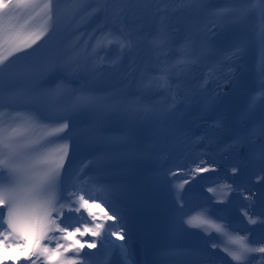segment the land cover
I'll return each mask as SVG.
<instances>
[{"label": "snow or ice", "instance_id": "1", "mask_svg": "<svg viewBox=\"0 0 264 264\" xmlns=\"http://www.w3.org/2000/svg\"><path fill=\"white\" fill-rule=\"evenodd\" d=\"M35 0H0V116L5 112H12V119H0V248L24 252L15 261H0V264H25L33 256L43 257L46 264H86V261L75 258H65L69 251L79 253L82 249L97 248V240L91 243L81 242L79 237L89 234L98 237L101 248L118 250L123 258L122 264H130L127 260L128 247L126 243L116 244L111 237L124 241L128 236V220L122 209L117 207L116 201L123 191L119 182L125 167L133 161L142 159L149 152L146 143L149 139H158L162 135H175L179 131L175 127L177 97L182 88L178 83L175 88L168 83L170 73L177 68L182 75H186L197 65H204L214 58L210 71H215L218 65L225 60L234 63L247 51L249 47H256L264 63V0H225V6L213 7L210 0H173L177 5L173 12L186 14H203L206 23L200 28V42L198 48L189 53L192 46V33L189 30L185 36V44L181 47V59L171 68L160 69L161 75L153 77L148 84L142 85L138 91L140 96L133 98L134 93L124 89L104 90L98 86L102 69L97 64L81 62L74 55L75 46H69L56 57L45 60L39 68L31 67L11 70L12 61L9 56L23 52L30 48L37 40L50 31L45 28L37 33H29L21 40L14 34V28L9 22L5 25V17L14 5L34 3ZM59 3V0H56ZM113 2L121 6L112 11V16L118 20L121 27L110 30L107 35L111 37L110 44H118L122 50L131 53L139 46L141 41H147L159 55H166L163 51L173 44L175 29L171 24L163 25L156 32H146L143 27H130L126 12L133 5H144L143 16L156 17L161 10L150 11L148 0H97V7L93 8L91 0H65L66 16L69 24L80 18L86 21L96 12H107ZM46 15L53 20V0L44 4ZM81 13L85 15L81 16ZM255 17V22L248 27V21ZM9 21L11 18H8ZM57 19L59 17L57 16ZM140 17H137L139 20ZM80 27L76 23L73 30ZM233 28L237 32L231 50L220 47L219 33L226 28ZM52 31L55 30L53 22ZM7 46V55L4 54ZM7 61V63H6ZM135 63V62H133ZM153 88H163L166 97H171L172 104L165 108H158L148 99ZM199 90V86H197ZM188 99L187 94L184 96ZM264 100V73H262L259 91L250 97L249 110L257 107L258 101ZM22 106L25 112L14 109ZM264 108V104L260 105ZM55 121H63L55 127L51 139L38 140L31 138L28 133L33 126L36 116ZM80 124V127H76ZM217 127H220L219 125ZM67 130V131H66ZM71 133V134H69ZM259 136V140L257 137ZM83 139L91 149V159L74 169L72 175V191L65 195L64 180L67 169L66 162L72 164L70 157V143ZM63 141L58 147H48L53 141ZM235 145H246L249 149L242 160L250 165H258L261 175L256 181L264 183V121L254 125L251 129L237 134L232 140L231 148ZM89 166L107 168L115 178L114 182L100 184V176H84V170ZM239 163L231 168L233 174L238 173ZM218 165L200 160L193 173L216 172ZM179 171V169H178ZM173 176L176 173H172ZM188 183L187 180L184 181ZM93 185V191H85V185ZM183 187V185H180ZM223 188L234 191L231 184ZM208 192L215 189L208 188ZM245 200L252 196L245 195ZM98 200L107 204L111 215L104 213V220L111 224L97 222L98 215L91 210L93 203ZM62 201H67L63 203ZM222 203V201H221ZM91 218L89 224L73 226L64 225L66 213H84ZM181 208L170 222V233L173 235L186 232L187 228L208 225L217 232L227 233L233 226L224 223V217L217 223L212 219L200 217H187ZM249 225H264V213L252 215L243 212ZM116 230L109 233V229ZM83 229V230H81ZM58 232L64 243H57L55 249L44 243L51 240L49 233ZM123 233V235L121 234ZM234 250L225 247L236 264H251L255 259L253 253L261 254L259 264H264V243L251 239L248 235L229 236ZM217 244L211 245L216 249ZM55 253L59 259L50 261L48 258ZM96 253H85L91 257ZM162 264H198L205 258L207 264H215L214 259L202 250L172 245L160 253ZM35 264V261H32Z\"/></svg>", "mask_w": 264, "mask_h": 264}, {"label": "bare ground", "instance_id": "2", "mask_svg": "<svg viewBox=\"0 0 264 264\" xmlns=\"http://www.w3.org/2000/svg\"><path fill=\"white\" fill-rule=\"evenodd\" d=\"M53 1L56 2V0H53ZM152 1L155 2V4L157 3L156 5L158 8H160V6H162V5H167V7L169 6L172 10L177 7V5L173 2V0H151L150 2H152ZM37 2H38V0H35V2L32 4L26 3V4H24V6H22V4L16 5L13 8V10H14L13 14L17 13L19 11V9L22 8V12H20V15L23 19H26L27 21L38 20L39 18H37L36 16L39 13L35 12V10L37 8ZM210 3L213 7L225 6V0H210ZM28 6H30V10L28 9ZM92 7L95 8L97 6H92ZM163 9L165 12H168L171 14V12L167 8H163ZM40 11H43V9H40ZM136 11H138L139 13L143 12V8H142L141 4L139 6L133 5L131 8H129L127 10L126 13L130 14V13H133ZM61 13H62V11H57L55 13V20L56 21L58 20L57 16L60 17ZM174 13L175 14L173 16H170L168 18L169 24H171L173 26V28L175 29V33L173 36V44L169 48H165L163 50L165 53H166V51H168V53H173L175 48H181L185 44V36L180 31H178L179 29L177 28L178 20L184 18L185 13H183V12H174ZM10 15H11V13L7 14L8 17ZM83 15H85V14L81 13V16H83ZM97 17H98V12H96L94 15L88 17L87 20L83 21V22L95 24ZM77 20L80 21V18L77 17ZM76 21H73V22L76 23ZM148 23H150V22H148ZM81 24H82V22H81ZM250 25H251V18L248 21V27L249 28H250ZM100 26L102 27V28H100L102 30V33H98L97 28H91L87 31V33L90 34V36L95 34L98 37L97 39H95V38L84 39V43L87 46L91 47L93 45H100L101 44V48L103 49L105 47V45L103 43H109V40L111 39V37L107 35V33L110 31V29H107V23H101ZM152 26H153V24H152ZM152 26L147 25V27L144 28V31L153 32L154 30H153ZM72 27H73L72 25H68L67 30L72 28ZM229 28H231V27H229ZM232 29L233 28H231V30ZM235 32H236V30H235ZM75 44H76V40L74 38H72L69 35V33H67L66 45H74L75 46ZM106 45H108V44H106ZM193 48H195L194 43H192L191 47H188L187 51L189 53H191L193 51ZM138 49H139V52H138L137 58L134 59V61L129 63V65H130L129 71H131L137 75H141L140 77L142 79L141 80L142 84L147 85L148 82L152 79V74H154V71L151 68V66L153 65V61H152L151 54H146L145 51L142 49L140 44L138 46ZM96 56H98L97 51H96ZM170 59H172V61L175 62L173 65H176V63L178 61V60H176L177 58H175L174 56H172V54H170ZM80 60H81V62H83L82 59H80ZM103 60H104V63H106V65H104V68H107L108 63L105 59H103ZM239 61L240 62L238 63V66L236 67V71L239 73V75H242L246 72V62L247 61H246L245 56L240 58ZM133 62H135V63H133ZM12 64H13V62H12ZM10 67H11V70L13 71V69H15V67H16V64L13 67L11 65ZM202 67H204V68H202ZM176 70L179 71L180 81L182 80L180 83H182V89L185 90L184 95L187 94V96L189 98V102H188L187 99H185L184 97H181V94L179 93L180 95H178L177 101H178V99H181V101L185 104L186 113H188L190 118H192L190 126H196L201 121H207V119H206L207 114L204 112L199 113V111H200L199 110V103H200V100L202 102L203 95H204V93L207 92L206 88H211L213 86L212 82L215 81V79H214L215 74L212 73V71H210L208 67H205L203 65H197V66L193 67L192 70L190 72H188L186 75H182L179 68H177ZM157 76H160V75H156L155 77H157ZM204 77H208L209 79H212V82H205L204 80L201 79ZM194 79H196V81H194ZM183 80H185L186 82L189 80H192L193 85H190L188 83L186 84V82ZM222 83H223V85L224 84L227 85L226 81H223ZM197 86H199V90H197ZM173 88H175V86H173ZM228 88L231 90V93H233V98H232V102H228L227 104L223 100H221L219 103V107L222 109V111H221V115L219 116V121L217 123V126L219 125L220 127L215 128L214 139H216V140H221V139L222 140H228L231 136L237 135L236 132L234 131V129L231 125V121H230V119H231L230 116H231V112H232L231 109L237 108L241 112H243L242 108L240 107L241 104H240V99H239L240 86L237 85L234 81L233 83H231L230 87L228 86ZM162 93H164V90H162ZM165 97H166V95L160 96V99L163 102L162 103L163 108H165L167 105H169L172 101L171 97H168L167 101L165 102ZM198 113H199V115H197ZM182 134L171 135V137H176V139H177L178 136L179 137H180V135L182 136V140L178 139L177 141L181 146L186 147V149L189 150V153H188L189 157L186 159H183L181 156L177 155L176 153L171 152L167 156L162 157V159L164 160V162L171 164L170 165L171 168L179 169L180 171H182L184 175H187V176H190L193 178H198L203 173H193L191 170L195 168L196 164H198L200 160H204L208 163H212L211 160H213V159L211 158V156H209L207 154L208 150L207 151L203 150L204 152H201L198 149H194V148L192 149L191 148L193 142L196 139L195 137L198 134L195 128H192L190 131H185ZM231 144H232V141L228 140L227 141V150H228V153L230 154V158H234V159L238 160L241 156V155L239 156L238 152H237L239 150L238 149L239 145H235V146L229 148L228 146ZM240 153L242 154V150H240ZM136 161H135V163H137L136 164V170L133 173L136 175L138 180H142L146 183V187L150 186V183L148 181L149 174L152 173L154 169H159L160 159L155 158V157L150 158L146 154L145 157H143L142 159L136 160ZM213 162L215 164H217L216 161L213 160ZM220 162H222V161H220ZM160 164H162V163H160ZM217 171H218V177H219L220 182H223L224 185L225 184H231L233 186L234 191L228 192L227 199L229 198V200H230V197L234 200L241 199L242 202H246V203H250L252 200L255 199V195H254L255 184L254 183L242 188L241 186H239L236 183L235 178L233 176L229 175L227 172H224L219 166L217 168ZM224 191L226 192V191H228V189L224 190ZM153 194L155 195V192H153ZM196 195H197V199L200 198V200H201V201H198L200 203V206H204V207L209 206V203H206L205 200H203L201 198L202 193H201V196H199L198 194H196ZM245 195L252 196V199L251 200H245L244 199ZM216 201H219L218 196L216 197ZM147 204H148V206H150V209H148L150 211L148 215L151 216L152 218H148V220L146 221L145 227L143 229V233L140 234L138 232L140 234L139 235L136 231H133L134 240L133 239L132 240L125 239L124 241H121V240L116 238L121 243L127 244V247L129 250L128 258H129L130 264H139L142 261L144 262L150 256V254H153L155 252L161 253L162 250L167 248L166 240L162 234L164 227L166 226V219L164 218V215H163L164 209L161 207L160 204H157V202H155L154 197L147 196ZM212 208H209L208 211L212 210ZM148 222L153 224L152 229H150V232L147 229L148 228V225H147ZM138 237L140 239L139 241L136 240V238H138ZM84 238H86L88 240V237L86 235L84 236ZM145 243H146L147 247L144 246V248H146V249L144 251H139L138 248L143 247L142 244H145ZM103 252H104V248H101V253H103ZM85 253H89V252L87 250H81L80 251V259L79 260H81V259L85 260L86 264H91V263L96 264L98 262L96 255L91 256L90 259H88L89 257H86ZM9 255H10V253H9ZM27 264H30V262ZM35 264H38V263H35Z\"/></svg>", "mask_w": 264, "mask_h": 264}, {"label": "rangeland", "instance_id": "3", "mask_svg": "<svg viewBox=\"0 0 264 264\" xmlns=\"http://www.w3.org/2000/svg\"><path fill=\"white\" fill-rule=\"evenodd\" d=\"M101 64H102V65H104V63H103V62H101ZM0 249H2V248H0Z\"/></svg>", "mask_w": 264, "mask_h": 264}]
</instances>
